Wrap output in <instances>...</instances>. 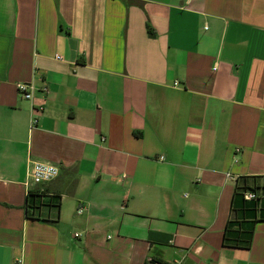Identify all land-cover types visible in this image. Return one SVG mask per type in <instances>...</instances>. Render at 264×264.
<instances>
[{"label": "crops", "instance_id": "crops-1", "mask_svg": "<svg viewBox=\"0 0 264 264\" xmlns=\"http://www.w3.org/2000/svg\"><path fill=\"white\" fill-rule=\"evenodd\" d=\"M263 187L264 0H0V264H264Z\"/></svg>", "mask_w": 264, "mask_h": 264}, {"label": "built area", "instance_id": "built-area-1", "mask_svg": "<svg viewBox=\"0 0 264 264\" xmlns=\"http://www.w3.org/2000/svg\"><path fill=\"white\" fill-rule=\"evenodd\" d=\"M58 60H62L61 57H57ZM19 93L26 99V100H32L33 99V93H34V86L32 83H21L18 85ZM43 92L48 94L49 90L47 87L43 88ZM38 111H43V107H39L37 109ZM37 119H32L30 127L33 128L37 124ZM161 158L160 160H162ZM60 172L59 169L56 168L53 165L45 164V163H34L33 166L30 169L29 172V178L31 180V183L35 185L40 184H46L50 183L53 180H55L59 176ZM230 177V175H227ZM254 198V195L252 193H247L245 195L246 200H251ZM78 237L79 235H75Z\"/></svg>", "mask_w": 264, "mask_h": 264}, {"label": "trees", "instance_id": "trees-1", "mask_svg": "<svg viewBox=\"0 0 264 264\" xmlns=\"http://www.w3.org/2000/svg\"><path fill=\"white\" fill-rule=\"evenodd\" d=\"M262 189L264 190V187H263ZM251 190H252V191H244V192L242 193L243 199H244L245 201H248V202H254V203L259 202V200H260V195H261V194L259 193V191H260V187H259V188L254 187V188H252ZM247 193H252V194L254 195V198L251 199V200H246V199H245V195H246ZM229 226H230V222H229V224H228L227 231H228ZM225 241H226V238H225ZM144 264H167V263H165L164 261H162L161 259H158V258H151V259H149L147 262H145Z\"/></svg>", "mask_w": 264, "mask_h": 264}]
</instances>
